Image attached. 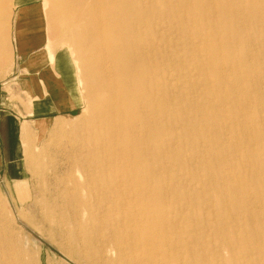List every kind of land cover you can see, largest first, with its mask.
<instances>
[{
  "label": "rangeland",
  "instance_id": "1",
  "mask_svg": "<svg viewBox=\"0 0 264 264\" xmlns=\"http://www.w3.org/2000/svg\"><path fill=\"white\" fill-rule=\"evenodd\" d=\"M40 1L46 17L47 49L53 54L62 52L72 62L71 67L65 64L66 74L76 81L82 105L72 115L45 122L23 121L25 117L20 115L17 120H11L12 137L17 147L14 149L15 159H0V186L6 194L13 192L16 198L31 203L21 207L12 232L15 241H23L25 249L40 258V264H94L86 259L77 262L68 258L62 250L59 233L42 225L39 208H35L32 199H28L32 181L27 172V162L34 166H40L39 163L53 165L57 159L73 157L72 149L87 145L93 151L100 147L98 153L91 154L92 159H114L117 167L123 164L119 161L121 158L112 153L113 148L101 146L103 138L90 136L86 140L71 133L73 126L85 128L98 120V117L89 118L100 104V92L94 87L96 81L92 75L91 60L101 54L95 51L90 42L88 29L92 27V19L78 17L76 9L61 11L62 0ZM17 2L9 0L0 3V69L7 67L6 72L0 70V87L4 86L7 90L0 93V107L9 101L18 110L19 105L25 102L15 88L17 83L11 45V24ZM168 2L178 11V16L157 21L152 16L145 18L153 22L158 30L157 47L150 57L154 55L157 60L159 73L165 69L169 71L161 80L162 87L167 90H159V104L166 103L162 98L163 91L170 92L165 93L169 96L170 110L159 113L155 157L147 154L150 152L145 148L147 139L135 150L136 153L147 154L138 163L147 174V178H141V189L145 192L148 188L158 198L172 200L173 203L167 204L164 211L183 215V227L200 232L205 252L211 260L220 263L233 258L235 264H264V206L250 199V196L258 193L256 181L264 183V169L257 166L258 162L264 164V131L262 135L259 134L264 129V120L260 119L264 117V104L258 105L256 98L257 95L264 97V0H257L254 8H246L247 0H190L185 14L189 24L184 26L179 24V17L184 16V8L175 0ZM222 3L227 4V9L221 8ZM154 5L157 12L168 11L163 0H142V7L149 15L155 9ZM78 7L83 13L92 9L86 5ZM195 10L201 12L203 17L199 18ZM225 21L229 22V28L234 26L238 29L242 41L229 46L221 45L232 32L226 27L215 30L213 25ZM4 45L6 47L3 49ZM250 50L252 55L249 54ZM247 100L253 102L252 106ZM19 112L22 113L21 109ZM6 119L0 112L1 123ZM244 124L247 125L246 131H242ZM2 135L5 138L6 133ZM9 152L11 150H8V156L12 157L13 153ZM16 184L19 185L18 189ZM260 189L264 190V185ZM41 196L36 194L34 201L40 200ZM226 241L232 242L230 251L225 246ZM206 259L208 263L209 258Z\"/></svg>",
  "mask_w": 264,
  "mask_h": 264
},
{
  "label": "bare ground",
  "instance_id": "2",
  "mask_svg": "<svg viewBox=\"0 0 264 264\" xmlns=\"http://www.w3.org/2000/svg\"><path fill=\"white\" fill-rule=\"evenodd\" d=\"M7 1L9 0H0V3ZM62 1L61 11L76 9L78 17L85 16L92 19V27L88 29L90 42L93 43L95 51L101 54L91 60L92 75L96 81L94 87L100 92L98 96L100 104L94 112L90 113L89 118L98 117V120L93 121L92 126L85 128L73 126L71 133L78 134L86 140H89L90 136L95 139L96 137L103 138L101 146L105 149L113 148L112 153L118 155L121 158L119 161L123 164L117 167L114 159H92L91 154L98 153L100 147L93 151L89 150L87 145L72 149L73 157L57 159L53 165L46 166L39 163L40 166H34L27 162V172L32 181L28 189V199H32L33 206L39 208L42 225L52 232L59 233L63 242V252L68 258L77 262L86 259L94 264H235L233 258L225 259L227 262L220 263L211 260L205 252V243L200 232L183 227L185 221L183 215L164 211L167 204L173 203L172 200L158 198L156 194L149 192L148 188L145 192L141 189L142 179L147 178V174L138 163L141 159H145L147 154L151 158L155 157L159 113L170 110L169 96L165 95L170 92L165 91L164 93L163 91L162 98L166 100V103L159 104V90H167L166 87H162L161 80L169 71L165 69L159 73L157 60L153 57L154 55L150 57V53L154 54V49L157 47L158 30L153 22L145 18L152 16L157 21V19L176 17L179 14L178 11L171 7L169 0H163L168 11L157 12V7L155 8L154 5L155 9L150 11V15L149 12L145 13L142 0ZM175 1L184 8L182 10L184 16L179 17L181 18L180 26L189 24L186 15L190 0ZM247 1L246 8L256 7L257 0ZM82 5L92 9L83 13L78 7ZM221 8L227 9V4L222 3ZM195 12L199 18L203 17L201 12L196 10ZM155 23L158 24V22ZM213 27L217 30L230 26L229 22L225 21L214 24ZM229 29L232 34L228 39H224L222 46L242 41L243 37L237 32L236 27ZM5 47L4 45L3 49ZM250 53L252 55L251 50ZM62 55L63 64H69L68 66L71 67L72 62L67 60L66 55ZM230 56L233 55L230 54ZM49 57L53 63L55 54L49 51ZM222 62L224 63V60ZM229 65L232 64L229 63ZM256 98L258 105L264 104V97L257 95ZM248 104L252 106L253 102L250 101ZM260 119L264 120V117L261 116ZM242 129L246 131L247 125L244 124ZM263 131L264 129H261L259 134L262 135ZM145 140V148L150 152L146 155L136 153L137 147L144 144ZM233 143H235L234 139ZM247 156L249 157L248 154ZM39 160L42 161V159ZM257 166L264 169L263 163L258 162ZM255 185L259 188L258 193L254 197L250 196V199L264 206V190L260 189L264 183L256 181ZM18 186L16 184V188ZM36 194L42 196L40 200L34 201ZM11 195L6 194L0 186V264H40V258L33 256L35 255L33 253L31 255L25 249L23 241H15L12 232L14 221L19 219V214H21V207H27L31 203L16 198L13 192ZM145 195L146 198H144ZM237 224L240 223L237 222ZM225 244L230 251L232 242L226 241ZM206 258H209L208 263H206Z\"/></svg>",
  "mask_w": 264,
  "mask_h": 264
},
{
  "label": "crops",
  "instance_id": "3",
  "mask_svg": "<svg viewBox=\"0 0 264 264\" xmlns=\"http://www.w3.org/2000/svg\"><path fill=\"white\" fill-rule=\"evenodd\" d=\"M11 31L15 88L25 105H19L17 110L7 101L0 107V112L7 117L6 122L0 121V159H15L14 149L17 146L12 137L11 120H17L18 115L25 117L23 121L45 122L72 115L82 105L76 81L66 74L62 52L55 53L53 63L49 57L46 17L40 0H18ZM6 69L0 70L6 72ZM1 92H7L4 86L0 87ZM23 121L19 125V132ZM2 133H6L5 138ZM8 150H11L9 154L13 153L12 157L8 156Z\"/></svg>",
  "mask_w": 264,
  "mask_h": 264
}]
</instances>
